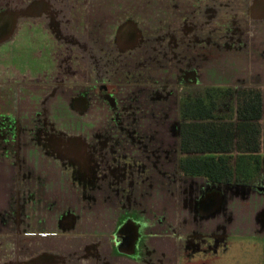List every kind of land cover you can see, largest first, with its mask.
<instances>
[{
  "label": "rangeland",
  "instance_id": "374dc122",
  "mask_svg": "<svg viewBox=\"0 0 264 264\" xmlns=\"http://www.w3.org/2000/svg\"><path fill=\"white\" fill-rule=\"evenodd\" d=\"M247 2L111 0L107 1V8L101 5L93 7L95 28L101 14L114 16L116 13L111 25L105 22L108 27L103 30L99 28V32H95L97 36H94L96 53L101 54L103 60L108 53V57H105L108 62L106 79L119 81L125 73H132L134 78L138 74L140 82L171 76L165 68L167 62L162 63L160 57L161 65L156 64L155 60L147 57L153 50L145 49L148 46L147 37L153 34L158 37L164 29L171 33L172 75L180 76L183 54L187 59L193 58V53H201L202 50L206 59L200 62L214 58L211 63L215 64L213 67L207 66L214 72L204 71L205 75L207 72L221 80L230 79L237 66L243 65L240 56L231 53L230 42L236 40L235 34L241 32V36L248 37L245 32L252 31V37L255 38L257 33V39H260L259 33L264 34V21H260L261 18L253 22L249 19L247 23L244 16ZM0 14L9 16L14 29L22 27V0H0ZM132 19L141 34L139 65L136 69L130 68L132 58L127 57L130 50L121 47L116 39L117 26ZM185 27H191L192 32L189 33ZM103 32L107 33L106 43L101 40ZM201 37L209 45L207 49L198 48L200 45L190 51L183 49L184 42L193 44L192 41ZM157 39L161 40V37ZM214 42L215 45L220 44L219 49H209ZM155 53L156 57L162 56L163 49H157ZM3 58L4 54L0 66L8 69L12 57H5V62ZM17 64L15 66L22 71V62ZM109 64L114 69L109 68ZM119 66L123 70L126 68V72H121ZM131 69L133 72H127ZM20 85L10 87L9 92L15 100L13 104L16 110L22 106L21 117L18 116L22 120V127L11 134V146L0 145V264H176L174 253L178 249L183 257L184 238H189L187 232L184 233L185 226L206 220L196 209H187V213H184V199L193 202L196 195L188 194L189 197L184 198L183 172L175 173L178 176H160L163 171L157 177L154 171L141 175L144 162L140 159L138 165L131 166L132 162L116 157L115 138L109 133L115 122L123 121L128 126L130 122L125 123L118 106L112 110L106 103L98 102L107 98L108 102L110 100L108 104L116 107L114 97L119 100V94L110 93V83L106 84V89L100 86L94 89L92 110L86 115L67 108L68 97L62 92L55 99L47 95L42 102L43 92L33 89L20 99ZM127 88L130 91L135 89L126 86L123 91ZM99 91L102 95L97 94ZM104 93L107 94L103 96ZM50 101L55 107L53 113L46 105ZM125 106L128 110L126 117H130L131 107ZM1 129L0 125V133ZM93 132L97 135H93ZM89 133H92V137H89ZM132 135L136 136L133 132ZM120 168L126 169L127 180L133 182L128 181V184L121 178L125 171H119ZM151 168L156 170L152 162ZM118 180L121 185H118ZM162 192L166 193L163 197ZM194 193H197L196 190ZM130 222L138 227L135 241L131 247L121 249V242L117 246L118 237L121 238L119 232ZM253 226L244 217L243 227L233 229L238 234H245L255 232ZM237 242L236 249H242L243 253L242 259L237 257L234 264H244L245 243ZM221 264L226 263L222 261Z\"/></svg>",
  "mask_w": 264,
  "mask_h": 264
},
{
  "label": "crops",
  "instance_id": "0c3cea01",
  "mask_svg": "<svg viewBox=\"0 0 264 264\" xmlns=\"http://www.w3.org/2000/svg\"><path fill=\"white\" fill-rule=\"evenodd\" d=\"M104 1L106 0H22V27L19 26L18 29L13 28L10 19L8 21L0 17L2 20L0 21V40H2L0 42V60L3 54L4 58L12 57V64L8 69L0 66V117H2L0 139H3L0 140V145L11 146V134L18 127H22V120L18 117L19 115L21 117L22 106L20 110H16L13 104L15 100L10 97V87L21 84L18 92L20 99L21 96L22 98L27 96L28 91L40 90L43 92L42 102L47 95H50L49 98L55 99L60 95V92L65 93L64 95L68 97L67 108L86 115L92 110V96L96 93H94V89L99 86L106 89L108 87L106 84L110 83V93L119 94V100L114 97L116 107H111L108 104L110 100L108 102L107 98H105L106 101L99 99L98 102L106 103L108 108L112 110L118 106L119 114L125 119V123L130 122L129 126L127 124L126 126L123 121L115 122L114 130L112 129L109 133L115 138L114 143L117 147V154L115 155L132 162L131 166L138 165L139 159L144 162L141 175H144L145 172L154 171V175L157 177L163 171L160 176H178L175 173L183 172L181 160L187 156L200 158L227 154L230 156L233 169H236L237 156L250 155V153H238L235 149L228 153L215 151L213 148L211 150L209 148L201 149L202 143L214 145L215 141L210 136L205 138L200 131L197 132L196 138L198 149L196 151H182L180 147L181 100L191 89L199 87L221 88L231 86L234 91L236 87L244 85L264 87V34L259 33L260 39H257L256 32L255 38L252 37V31L245 32L244 30L248 37L241 36V32H236V40L230 42L231 53L240 56L239 60L242 59L243 65L242 67L237 66L234 74L226 81L207 72L205 75L204 71L214 72V69H207V66L213 67L215 64L211 63L214 62L212 57V61L207 58L209 61L200 62L201 59H206L202 50L201 53H193L195 56L193 58L188 57L187 59L183 54L179 68L180 76L172 75V68L170 69L172 41L168 29L162 30L158 37H155V34L147 37L148 46L145 49L153 50L151 54H147V57L155 60L156 64L161 65L160 57L162 63L167 62L165 68L171 76L140 82L137 79L138 74H136L137 78H134L132 73H125L119 81L113 78L106 79L105 72L108 68V62L105 57L108 53H105L104 60L101 59V54L96 53L94 36H97L95 32H99V28L103 30L111 25L116 13L114 16L113 14L108 16L101 14L97 21V28H95V20L92 21L94 17L93 7L96 8L101 5L107 8L109 6L106 5L107 1L111 0H107L105 4ZM244 10L248 24L249 19L251 22L256 18H261L260 21H264V0H248ZM109 18L110 21H108ZM105 22L108 23V26ZM248 24H246L247 27ZM185 28L189 29V33L192 32L191 27ZM116 31L117 43L130 50V54L127 55V57L132 58L130 68L135 67L136 69L140 57L139 39L141 34L138 25L133 19L126 20L117 26ZM105 33H101V40L104 43L107 41ZM159 37L161 40L157 39ZM203 39L201 37L197 41H192L193 44L190 41L184 42L185 44H182L184 45L183 49L190 51L198 45H200L198 48L207 49L209 45L203 42ZM211 45L209 49L220 48V44L215 45V42ZM157 49H163L162 56L156 57L155 51ZM189 54L188 52V56ZM202 56L204 58H201ZM4 58L3 61L5 62ZM21 62L22 71L15 66ZM109 65V68L114 69L112 64ZM119 68L121 72L127 70L126 68L123 70L120 66ZM132 69L127 72H133ZM126 86L135 89L130 91L127 88L126 91H123ZM121 87L124 88L121 89ZM121 91L125 94H122ZM215 92L212 90V93ZM97 94L102 95L101 91ZM106 94L104 93L103 96ZM125 97L128 98V101ZM229 100L230 98L223 101L218 100L213 113H225L229 107ZM51 101L46 105L53 113L55 107L54 105L52 107ZM127 102L131 103L132 106ZM125 105L131 107L130 117H126L128 110ZM235 117V106H233V113L226 119L236 121ZM13 118H15L14 121H12ZM208 120L199 119L198 123ZM132 132L136 136H133ZM94 133L96 136L97 133L93 132V135ZM89 137H92V133H89ZM186 137L190 138L185 130L184 138ZM98 141L100 140L98 139ZM232 142L234 145L236 144L235 136ZM261 143H264L263 137H261ZM121 146L124 148L121 149ZM259 155L263 163L258 169L257 175L264 178V151L262 150ZM151 162L156 170L151 168ZM114 168L117 169L116 166ZM125 170L120 168L119 171L124 172ZM183 173L184 198H188L190 194L196 195L193 202L184 199V213H187V209H196L206 222H192L188 227L185 226L184 233L187 232L189 238L187 240L184 238L183 257L176 249L174 262L176 264H221L222 261H225L226 264H234L237 257L242 259V249L236 248L238 247L237 241H243L246 250L244 251L246 253V257L243 258L244 264H264V182L260 185L224 183L213 181L208 177L209 175L204 173ZM243 174L246 175L247 173ZM127 177L125 171L121 178L128 183L130 180H127ZM119 182L118 180V185H121ZM136 188H138L137 182ZM155 189L157 190V188ZM195 190L197 193H194ZM213 193L219 195L220 203L209 214H202L199 211L201 200ZM165 195V192L161 193L162 197ZM244 217L254 225L252 229L255 232L238 234L237 230L233 229L236 226L243 227ZM130 224L135 228V231H138V227L133 222ZM239 247L242 246L239 245Z\"/></svg>",
  "mask_w": 264,
  "mask_h": 264
},
{
  "label": "trees",
  "instance_id": "16d2710c",
  "mask_svg": "<svg viewBox=\"0 0 264 264\" xmlns=\"http://www.w3.org/2000/svg\"><path fill=\"white\" fill-rule=\"evenodd\" d=\"M212 90L216 92L212 93ZM229 98V107L225 113H213L218 100ZM233 106L236 121L226 119L233 113ZM181 116L182 151L198 149L196 138L197 132L200 131L205 138L210 136L215 141L214 145L202 143L201 149L213 148L215 151L225 153L235 149L238 153H250L237 156L236 169H233L230 156L227 154L200 158L187 156L181 160L183 172L204 173L209 175L211 180L224 183L260 185L264 182V178L257 175L263 163L259 153L264 151V143H261V137L264 139V87L244 85L236 87L235 91L231 86L193 88L181 100ZM199 119L209 120L199 124ZM185 130L190 138H184ZM234 136L235 145L232 142Z\"/></svg>",
  "mask_w": 264,
  "mask_h": 264
},
{
  "label": "water",
  "instance_id": "95a60500",
  "mask_svg": "<svg viewBox=\"0 0 264 264\" xmlns=\"http://www.w3.org/2000/svg\"><path fill=\"white\" fill-rule=\"evenodd\" d=\"M219 203H220L219 195L217 193L210 194L201 200L199 204V211L202 214H209L210 212L213 211L215 207L218 206ZM130 226H132L130 223H126L123 226L125 227V229H128V232H130V234H126L124 237L120 235L122 237V242L119 245L121 249H123V247L126 248L128 246L131 247L132 242L134 243L135 241V228H133V226L132 227Z\"/></svg>",
  "mask_w": 264,
  "mask_h": 264
},
{
  "label": "flooded vegetation",
  "instance_id": "af4514ba",
  "mask_svg": "<svg viewBox=\"0 0 264 264\" xmlns=\"http://www.w3.org/2000/svg\"><path fill=\"white\" fill-rule=\"evenodd\" d=\"M5 16H6V17H5ZM0 17H3V18H5V19L8 20V21H9V19H10L8 15H2V14H0ZM0 21H2V20H0ZM10 21H11V19H10ZM1 41H2V40H0V42H1ZM127 232H128V229H125V227H122L119 235H121L122 237H124L126 234H128ZM122 237H121V238L118 237L117 246H118V243H119V242H122Z\"/></svg>",
  "mask_w": 264,
  "mask_h": 264
}]
</instances>
